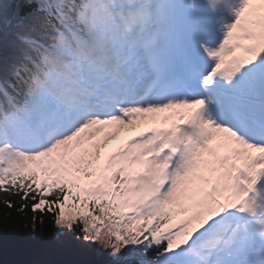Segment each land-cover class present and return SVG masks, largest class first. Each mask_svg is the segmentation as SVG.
Returning a JSON list of instances; mask_svg holds the SVG:
<instances>
[{"label": "snow or ice", "instance_id": "snow-or-ice-1", "mask_svg": "<svg viewBox=\"0 0 264 264\" xmlns=\"http://www.w3.org/2000/svg\"><path fill=\"white\" fill-rule=\"evenodd\" d=\"M262 185L264 0H0V203L28 235L264 264Z\"/></svg>", "mask_w": 264, "mask_h": 264}, {"label": "trees", "instance_id": "trees-1", "mask_svg": "<svg viewBox=\"0 0 264 264\" xmlns=\"http://www.w3.org/2000/svg\"><path fill=\"white\" fill-rule=\"evenodd\" d=\"M18 201V197H4ZM17 207H19L17 203ZM8 214V219H5ZM32 213L21 214L16 208L9 209L0 203V264H14V262L49 259L61 261L63 264H103L106 255L95 252V246L82 247L78 242L68 239L63 245L48 247L53 228L52 218L45 215V224L35 237L28 235L23 228L30 220ZM10 231H5V229Z\"/></svg>", "mask_w": 264, "mask_h": 264}]
</instances>
